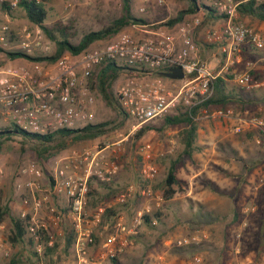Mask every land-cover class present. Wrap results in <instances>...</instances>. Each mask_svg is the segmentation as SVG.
<instances>
[{"label":"rangeland","instance_id":"rangeland-1","mask_svg":"<svg viewBox=\"0 0 264 264\" xmlns=\"http://www.w3.org/2000/svg\"><path fill=\"white\" fill-rule=\"evenodd\" d=\"M38 1L47 10L45 26L68 27V33L72 34L69 40L74 45L78 44L83 35L102 29L121 13L118 0H79L71 13H68L69 7H66V13L62 16H59V0ZM163 1L161 7L166 11L168 20L176 17L178 12L186 10L188 5L185 1ZM197 3L199 5L196 12L186 14L182 22L198 17L201 24L195 31L204 35L205 29L212 27L202 7L208 6V2L197 0ZM135 8L136 6L133 7L135 15L144 17L143 13ZM11 14L12 21L14 19L21 23L18 25L13 22L18 28L32 25L18 8L11 11ZM249 19V25H245L264 35V29L258 30L251 26L252 22L258 20ZM223 21L224 18L221 22ZM129 27L120 33L129 34L135 39L134 30L130 31ZM111 38L113 37L95 42L89 48L102 46ZM45 41L49 50L35 53L34 56L54 55L55 45L46 36ZM250 46L253 50L254 47ZM244 47L245 49H241V52H244L242 62L235 64L232 70L239 75L248 72L254 81L264 83V62L261 65L256 63L247 51L250 49L248 45L245 44ZM201 48V54L211 50L209 45H203ZM8 50L20 52L16 46L9 47ZM206 57H203L201 62L208 61ZM247 65H250L248 69H251L247 70ZM212 69L215 71V68ZM132 77L141 79L138 75H130L129 71H118V76L112 84L115 99L119 88ZM223 77L228 87L243 89L246 98L252 101L199 112L193 119L199 130L191 156L183 152V125L164 126V117L150 122L147 126L151 130L140 139H135L133 135L139 130L134 129L135 122L125 117L118 104L107 106L95 90L96 101L101 103V107L94 108L93 121L79 122L74 129L107 122V131L97 139H66L68 147L65 150L88 147L92 142L101 149L123 141L110 146L106 151L109 160L116 161L118 165L117 174L109 183L100 182L95 178L90 181L87 213L92 216L100 207L104 209L98 227V231L103 232V235L110 232L109 228L105 229L107 224L111 226L122 219L131 226L136 214L145 209H148L153 221L151 227L142 221L131 237L128 247L114 258L116 262H113V259L101 260L100 238L95 237V244L91 249V256L95 261L101 262L100 264H156L158 261L164 264H264V84L247 88L239 81L233 80V73L228 72ZM218 109L224 112L230 110V118L212 116ZM252 121L261 122L262 125L254 126L250 123ZM14 128L12 122H7L0 127V131ZM56 143L59 142L55 141L46 146L50 149L49 155L40 158L35 149L38 144L24 140L18 135L0 138V205L9 209L8 215L0 225V234L10 246L9 257L0 258V264H7L11 259H16L18 264H76L73 244L65 250L64 238L61 236L63 230L72 229L67 201L48 190L52 185V167L59 159L60 152L53 151L57 147ZM145 144H149L150 148L141 154L139 148ZM148 161L155 165L157 173L152 180L144 181L141 168L142 164ZM171 162L177 163L176 184L172 186L175 193L172 198L166 199L165 177ZM32 164L42 171V178L38 181L33 196L48 197V202L40 214L41 221H48L51 208L63 215L59 225L52 228V235L45 236L48 241H42L44 249L41 253L36 252L32 241L30 244L28 235L24 237L23 242L16 245L7 241L11 230L10 219L18 218L22 209L21 199L32 197V193L27 189L16 188L17 183L26 187L27 182L31 180L27 176L20 177L18 171ZM208 183L213 184L216 191H212ZM130 187H133L131 192L128 190ZM147 190L151 192V196H142L141 193ZM122 194L125 195L124 201H121ZM109 209L116 212V218L104 217ZM155 214H159V217ZM184 238L189 239L191 243L178 246L177 241ZM49 247H52V251H48ZM196 257L200 258L199 263L195 261Z\"/></svg>","mask_w":264,"mask_h":264},{"label":"built area","instance_id":"built-area-1","mask_svg":"<svg viewBox=\"0 0 264 264\" xmlns=\"http://www.w3.org/2000/svg\"><path fill=\"white\" fill-rule=\"evenodd\" d=\"M206 1L209 7H213L227 20L222 28H209L205 31L209 43L220 45V51L225 56L226 73L240 62L242 45L248 44L256 50H264V35L254 32L239 20L237 2ZM18 4L19 0H0V52L7 58L6 53L16 52L8 50L13 46L19 49V53L32 58L35 53L47 52L49 45L41 27L32 24L18 28L11 20L10 12L16 10ZM156 4L162 6L164 1L156 0ZM145 10L144 6L139 7L140 13ZM200 24L201 20L194 17L177 27V35L182 43L179 50L175 48L176 39L173 35L161 33L137 41L129 34L119 33L102 46L88 48L77 55L65 53L54 63L31 61L29 67H14L2 65L0 60V127L12 122L15 127L26 132L47 135L63 129L77 130L74 129L77 123L93 121L96 103L95 71L109 63L129 71L130 75L141 77L127 80L116 95L120 111L135 122L134 129H140L168 115L190 113L194 107L212 96L213 81L220 76L219 72L215 73L206 64L191 57L197 50L194 35ZM176 67L182 69L183 79L172 80L160 75ZM233 80L247 88L260 85L248 72L240 75L233 72ZM231 114V111L218 109L212 116L230 118ZM250 123L254 126L262 125L261 122ZM149 148L150 145L145 144L139 148V152L145 153ZM117 172L116 161L107 159L99 148L74 151L58 159L52 167L49 191L67 201L68 217L75 235L73 254L76 264L101 263L91 256L95 237L100 238L101 260L116 258L128 247L131 237L144 221V216L149 215L148 209H145L136 214L131 226L120 219L111 226L106 225L105 229L110 230L107 235L98 231L104 209L100 207L92 216L87 213L89 183L93 178L109 183ZM156 173V167L151 161L142 164L141 176L144 181L152 180ZM18 174L20 177L31 178L26 187L17 183L16 188L27 189L32 197L21 199L22 209L17 219L23 223L36 252L41 253L44 249L42 235H52V228L59 225L63 215L51 208L48 221H41L40 214L48 197L33 196L42 178L38 166L32 164L22 167ZM128 190L131 192L133 187ZM141 195L149 197L151 192L143 191ZM124 198L122 194L121 201ZM190 243L189 239L184 238L176 244L183 246ZM9 252L10 246L0 234V258H8ZM195 261L199 263L200 258L196 257ZM156 264L164 263L158 261Z\"/></svg>","mask_w":264,"mask_h":264},{"label":"trees","instance_id":"trees-1","mask_svg":"<svg viewBox=\"0 0 264 264\" xmlns=\"http://www.w3.org/2000/svg\"><path fill=\"white\" fill-rule=\"evenodd\" d=\"M175 1H185L187 5L186 10H182L177 13L176 17L166 21L163 23L164 26H174L180 23L183 20V17L190 13H195L198 7L197 0H175ZM238 3L236 10L237 14L240 17H248L256 19L260 22H264V1L259 2L258 0H234ZM121 2V14L117 18L113 19L107 26L103 27L98 31H92L82 36L78 44L74 45L70 43L69 37L72 36L71 33H68L69 28L63 25H57L54 28H48L45 26V21L47 18V10L45 6L36 1V0H19L18 9L23 11L25 18L27 21L33 25H37L42 28L45 36L53 42L55 45V53L50 57L43 58H32L28 56H24L22 53L8 52L6 55L9 58H25L32 62H47L54 63L58 58H60L63 54L68 53L71 55H77L85 50H87L93 43L114 37L119 34L124 28L129 27L131 25H145L146 21L136 18L132 15L131 11V0H120ZM206 13V18L211 21H217L225 18L224 15L218 14L213 7L202 6ZM11 13V12H10ZM70 34V35H69ZM122 70V68L116 67L113 63H109L104 66L100 72L96 74V87L95 90L98 92V95L101 97L103 102L107 106H112L118 104L117 99L114 98L112 91V84L116 80L118 76V71ZM227 79H231V77H227ZM264 99V98H263ZM251 99H247L243 89H238L236 87H228V83L222 77H218L213 81V94L212 96L206 100L205 102L199 104L194 107L190 113L184 112L178 115H174L173 117H165L164 126H177L183 125L182 129V139L181 143L184 146V154L191 156L193 152V147L195 143V138L197 134V125L193 119L197 116L199 112L202 110H207L213 107L217 108H226L231 104H246L251 102ZM109 123L104 122L96 125H87L82 129L71 130V129H63L59 130L54 134L40 135L36 133L26 132L15 127L13 130H3L0 131V138L3 137H11L12 135H18L22 137L24 140L30 141L34 144H38L35 146L36 153L40 158H43L44 155H49L50 149L49 144L58 141L56 143V148L53 151H60L62 149L67 148L68 142L66 139L72 138L73 140H86V139H94L103 135L107 129L106 127ZM151 130L147 125L140 128L136 133H134L133 137L135 139H140L143 137L146 132ZM176 162H171L168 167V171L165 177V185L166 189L164 192V196L166 199L172 198L175 193L172 188L173 185L176 184ZM209 184V188L212 191H216V187ZM9 209L7 206L0 205V225L4 221L5 217L8 215ZM117 214L114 210H107L104 215L105 218H116ZM156 217H159V214H155ZM11 230L8 234L7 241L11 245H16L18 243L23 242L24 237L26 236V230L24 228L23 223L18 220L11 218ZM152 218L150 215L144 216V224L146 226L151 227ZM47 235H42V241H48V238H45ZM64 238V248L67 250L74 242V234L73 230L71 231L65 229L62 231V235ZM31 244V239L29 240ZM53 246V245H52ZM48 251H52V247H49ZM113 262H116V259H113ZM7 264H18L16 259H11Z\"/></svg>","mask_w":264,"mask_h":264},{"label":"crops","instance_id":"crops-1","mask_svg":"<svg viewBox=\"0 0 264 264\" xmlns=\"http://www.w3.org/2000/svg\"><path fill=\"white\" fill-rule=\"evenodd\" d=\"M77 1H79V0H59V16H62V15H64L66 13V11H65L66 7H69L67 9V11H68V13H71L74 10L73 8L77 5ZM131 2H132V4H131L132 15L134 17H136V18H140V19L146 21V23H147L145 25H131L129 27L130 31L132 30V32H133V30H134L135 40L141 41V40H143L145 38H148V37H155V36H157L158 34H161V33L162 34H168V35H173L175 37V39H176V41H175L176 50H179L181 48L182 43H181V40L179 39V37L177 35V27L181 23H183L182 21L180 23L174 25V26L160 25L162 23H165L169 19L166 11L163 10L160 5L155 4L156 2H154L153 0H146L145 2H143V0H131ZM118 6L120 7V11H121V2H120V0H118ZM134 6H136L135 9L138 10V11H139V7H141V6L145 7L146 10H145V12H143V16L144 17H140V16H136L135 15V12L133 10ZM120 14H119V16H120ZM23 15H24V13H23ZM11 17L13 18L12 14H11ZM238 18H239V20L242 23H244L246 25H249L250 19L248 17H240V16H238ZM207 20L209 21V19H207ZM221 20H223V19H221ZM221 20H217V21H214V22L210 20V24L209 25L212 26V27H209V28H213V29L217 30V28L223 27L226 24L227 20H226V18H224L223 22H221ZM13 22L15 24L20 23L19 21L14 20V19H13ZM261 23L259 21H255V22H252L251 26H252V28H254V29L256 28L258 30L264 29V24H261ZM154 25H160V26L159 27H153ZM209 28H207V29H209ZM207 29H205V31ZM136 31H138V33H136ZM197 36H198V39H197ZM194 38H195V41H197V43H196L197 50H196V53L191 56L192 59L201 62V59L203 57L207 56L206 60H208L210 62L207 63L208 61H205L204 64H206L210 69L215 68L214 72L215 73L219 72L220 73L219 77H222L224 79L223 75L226 74V72L224 71L225 56L220 51V45L217 44V43H215V44L214 43H209L207 41V39H206L205 33H204V35H203V33H198V34L195 33ZM203 45L211 46V50L207 51L204 54H201V52H203V49L201 48V46H203ZM244 46L245 45H242L241 49H245ZM221 47H222V45H221ZM248 47L250 49H248L247 51H248V53H251L250 55L253 57L254 61L256 63H258L259 65L263 64V62H264V54H262V51H264V50H256L255 48L252 50L250 45H248ZM243 53L240 52V62L239 63H241L243 58H244ZM40 57L43 58L42 55H36L33 58H40ZM0 60L2 62V65H5V66L29 67L30 64H32V62L30 60L22 58V57L13 58V59L12 58H7L2 52H0ZM250 65H247V70L251 69L250 67L248 69V66H250ZM232 67L229 70L230 73L235 72V71L232 70ZM262 68H263V70L262 69L261 70L264 72V67H262ZM101 69H102V67L101 68H97L96 71H95V74L100 72ZM260 84L263 85L264 83L261 82ZM100 104L101 103L96 101V104H95L94 108H96V107L100 108L101 107ZM227 111H230V110H227ZM198 130L199 129H197V132H198ZM98 138H100V137H98ZM94 139H97V138H94ZM122 141L123 140H121L119 142H116V143H113L110 146L113 147V146L119 144ZM110 146L106 145L104 148H101V151L104 152V155H105V157L107 159H109V155L106 153V151L110 148ZM96 148H99V147L97 145H95L94 142L90 143L88 147L72 148V149H67V150H65L66 149L65 148V149H62L64 151H62V150L59 151L60 152L59 153V159L70 155L74 151H78V150H82V149L95 150ZM114 149H116V148H114ZM48 190H50V187L48 188Z\"/></svg>","mask_w":264,"mask_h":264},{"label":"water","instance_id":"water-1","mask_svg":"<svg viewBox=\"0 0 264 264\" xmlns=\"http://www.w3.org/2000/svg\"><path fill=\"white\" fill-rule=\"evenodd\" d=\"M160 75L172 80H181L184 77V73L180 67L173 68L169 72L160 73Z\"/></svg>","mask_w":264,"mask_h":264}]
</instances>
